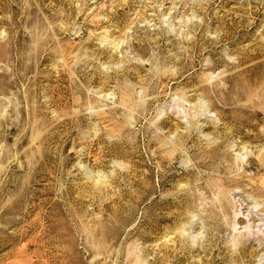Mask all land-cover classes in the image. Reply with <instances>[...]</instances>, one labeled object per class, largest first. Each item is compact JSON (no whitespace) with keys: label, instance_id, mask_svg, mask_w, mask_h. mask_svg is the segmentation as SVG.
<instances>
[{"label":"rangeland","instance_id":"1","mask_svg":"<svg viewBox=\"0 0 264 264\" xmlns=\"http://www.w3.org/2000/svg\"><path fill=\"white\" fill-rule=\"evenodd\" d=\"M0 264H264V0H0Z\"/></svg>","mask_w":264,"mask_h":264}]
</instances>
